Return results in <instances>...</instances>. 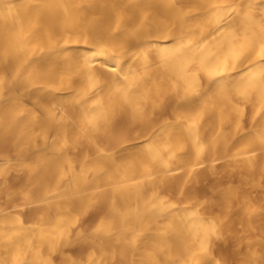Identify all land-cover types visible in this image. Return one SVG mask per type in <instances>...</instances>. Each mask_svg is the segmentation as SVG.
Returning <instances> with one entry per match:
<instances>
[{
	"label": "bare ground",
	"instance_id": "1",
	"mask_svg": "<svg viewBox=\"0 0 264 264\" xmlns=\"http://www.w3.org/2000/svg\"><path fill=\"white\" fill-rule=\"evenodd\" d=\"M8 148L58 223L0 211V264L51 263L68 206L95 204L90 264H234L215 249L236 224L240 264H263L264 205L185 183L223 156L264 169V0H0V175Z\"/></svg>",
	"mask_w": 264,
	"mask_h": 264
},
{
	"label": "rangeland",
	"instance_id": "2",
	"mask_svg": "<svg viewBox=\"0 0 264 264\" xmlns=\"http://www.w3.org/2000/svg\"><path fill=\"white\" fill-rule=\"evenodd\" d=\"M252 110L246 111V123L251 120ZM5 153L11 159L5 165V172L0 175V211L6 212L7 217L10 219H23L29 227H37L43 223V219L49 220L48 227H53L58 218H53L57 214H52L46 217V204L42 200L45 196L44 189L37 183H34L28 178V169L21 165L18 160V154L8 148ZM77 154L74 153V157ZM215 169L204 167L200 171V182L195 185L193 182H187L186 188H194V196L199 201L214 200L221 202L224 199L227 190L236 191L240 187V194L243 197L253 199L257 205H264V169L258 170L256 174H252L239 166V163L231 156H223L214 162ZM254 177V181H252ZM243 178V180L241 179ZM247 179V180H246ZM54 193V188L50 190ZM191 193V191H189ZM73 198L71 194H64L57 196L54 193L53 198L49 199L51 202L67 203L69 205L70 199ZM172 198V197H171ZM170 198V199H171ZM174 199V198H172ZM171 199V200H172ZM141 206H139L140 208ZM141 211V208L138 210ZM225 216L227 215L224 214ZM108 215L107 207L104 205H92L87 211L79 210L78 208H71L68 206L67 214L62 217L60 224L69 223L68 240L59 244V248L52 255V262L49 264H71L74 260L77 264H90L88 256L91 252L95 254L102 253L98 250L92 242H87L77 232L82 229V235L87 236V240L92 236L101 235L104 227L107 226L106 220H111ZM150 228L154 230L157 225L154 221H150ZM236 224V223H235ZM113 230V229H112ZM140 229H137L136 233H140ZM97 233V235H96ZM244 227L242 225H235L230 234H227L226 238L219 240V245L215 249V253L221 257L226 258L228 261L234 259V264L243 263L244 258L239 257V254H244L245 246L237 241L239 236H243ZM91 237V238H90ZM264 235L256 232L253 234L252 240L258 244L262 250V243L259 241ZM257 240V241H256ZM140 242L137 241V245ZM64 253V255H62ZM108 255V256H107ZM31 255L27 259V263L35 261ZM103 256L108 257L107 264H125L123 260L114 256L110 258L108 252H104ZM44 258H41L40 263H43ZM264 264V263H263Z\"/></svg>",
	"mask_w": 264,
	"mask_h": 264
}]
</instances>
